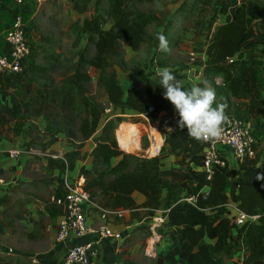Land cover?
I'll return each mask as SVG.
<instances>
[{
  "label": "trees",
  "instance_id": "trees-1",
  "mask_svg": "<svg viewBox=\"0 0 264 264\" xmlns=\"http://www.w3.org/2000/svg\"><path fill=\"white\" fill-rule=\"evenodd\" d=\"M152 1L97 0L89 14L70 27L81 44L80 53L69 81L56 90L67 99L68 124L63 132L73 143L89 139L94 143L88 154L91 176L84 177V189L109 211L145 207L151 209V217L156 210L165 211L163 224L168 227L172 242L156 253L153 264H222L220 255L234 235L247 243L240 264H264V180L256 178L258 173H264V160L258 153L254 130L255 158L235 161L234 167L227 163L224 168H216L209 179L202 167L205 144L181 128L167 134L163 148L173 157L169 176L185 193L173 200L164 193L160 155L126 153L115 134L117 125L127 119L125 116L151 121L168 102L158 81L136 76L128 90H124L119 77L122 46L133 53L144 45L154 46L152 68L168 67L164 58L167 54L159 49L157 35L148 30L155 19L140 8ZM263 14L264 6L255 0H181L160 33L173 47L179 46L181 35L203 41L202 62L196 68L202 83H211L222 102L227 103L228 115L232 112L233 116L251 119L255 124L264 116V21L260 20ZM177 21L180 34L172 38L171 35H177ZM89 46L94 51L90 57ZM54 54L67 66L71 64L72 59ZM228 59L232 62L228 63ZM184 69L173 68L177 79L185 77ZM92 81L102 91L107 107H101L90 96L85 104L82 102L81 87ZM137 83L144 85V95L136 88ZM150 106L154 110L149 113ZM142 139L146 147L147 140ZM128 146L135 147L131 139ZM135 193L143 197L141 204L133 198ZM230 206L256 218L235 226ZM149 236L147 232L144 239Z\"/></svg>",
  "mask_w": 264,
  "mask_h": 264
},
{
  "label": "crops",
  "instance_id": "crops-1",
  "mask_svg": "<svg viewBox=\"0 0 264 264\" xmlns=\"http://www.w3.org/2000/svg\"><path fill=\"white\" fill-rule=\"evenodd\" d=\"M41 1L47 0H21V3L0 0V54L10 51L5 36L16 14L23 19L30 48V56L20 74H0V246L3 251L13 250V254L0 255V264H62L66 247L70 244L61 245L54 241L61 211L53 200L55 192L61 188H58L56 179L59 164L49 159L50 151L62 153L68 159L72 176H91L90 166H86V162L94 143L91 139L73 143L63 132L67 120L61 115L67 109V99L56 90L58 81L50 78L49 74L71 64L69 71L73 73L79 54L69 66H62L63 59H58L54 53L68 57L62 46L67 40V33L73 35L71 24L74 26L86 17L97 0H67L72 22H62L55 10H51L46 19L38 18ZM58 3L62 8L66 6L64 0H58ZM164 22L159 24L156 35L163 30ZM77 45L81 48L75 38L72 47L76 48ZM197 76L201 80V74ZM185 77L184 85L190 88L187 80L191 81V78ZM138 91L141 95L145 93V90ZM262 92L264 95V85ZM217 102H222L220 96H217ZM167 114H178L169 101L151 122ZM253 130L258 139V153L263 159L264 116L258 124L253 123ZM11 152L18 155L10 157ZM220 152L228 165L234 167L236 163L230 152L224 148ZM160 158L161 173L167 176L169 168L173 166V157L166 154L162 147ZM48 174L51 178H48ZM165 195L175 199L173 195ZM133 198L137 204L143 202V197L138 193L133 194ZM150 211V208L136 207L123 210L122 219L109 214L103 221L98 211L87 208V225L92 231L104 223L122 236L120 241L106 240L98 247L95 264H153L156 253L164 250L172 241L166 225H158L152 231ZM147 232L150 236L152 232L156 236L153 246L148 248L146 241L150 236L144 239ZM246 250V241L243 238L237 240L234 235L220 255L222 264H228L230 260L236 262L237 259L240 264Z\"/></svg>",
  "mask_w": 264,
  "mask_h": 264
},
{
  "label": "built area",
  "instance_id": "built-area-1",
  "mask_svg": "<svg viewBox=\"0 0 264 264\" xmlns=\"http://www.w3.org/2000/svg\"><path fill=\"white\" fill-rule=\"evenodd\" d=\"M16 1L21 3V0ZM5 40L10 51L8 54H0V73L6 75L20 74L30 56L25 25L20 14L14 16L10 28L6 32ZM227 62L231 63L232 59H228ZM153 110L151 106L148 108L149 113L153 112ZM228 116L229 120L224 125L223 135L220 140L198 141L205 144L202 152V167L207 174V179L211 177L216 168H224L227 164L220 149H227L234 161L242 160L245 157L255 158L257 154L252 120L241 116ZM178 118V114L164 115L160 119L159 125L153 128L148 125L154 131L150 132V136L146 135V140L149 144V149L146 151L148 156L160 155L165 136L179 129ZM145 120L149 122L147 118ZM157 138L161 141L159 144ZM17 155V152L10 153V157H16ZM60 162L63 172V194L53 200L61 211L54 241L61 245H66L67 242L70 244L66 247L62 264H95L98 258V247L106 240L120 241L122 236L119 231L113 230L104 223L95 231H92L87 225L86 209L91 208L98 211L99 218L103 221L109 214L122 219V211L103 209L95 201L92 194L84 189V177L82 175L72 176L67 158L60 156ZM187 200L191 201L192 199L188 198ZM230 211V218L235 226H241L246 221L256 218L245 215L235 206H230ZM154 213V216L150 218L152 231L156 226L163 225L165 221V211L156 210ZM154 234L152 232L147 239L146 248L153 246L156 239ZM3 253L13 254V250L7 249L3 251L0 246V255Z\"/></svg>",
  "mask_w": 264,
  "mask_h": 264
},
{
  "label": "rangeland",
  "instance_id": "rangeland-1",
  "mask_svg": "<svg viewBox=\"0 0 264 264\" xmlns=\"http://www.w3.org/2000/svg\"><path fill=\"white\" fill-rule=\"evenodd\" d=\"M75 1L80 2L83 0H75ZM237 1L240 2L244 0H237ZM255 1L264 6L263 1L261 0H255ZM64 2L66 6L62 8L63 6H61V4L59 5L58 0L41 1V4L39 5L38 10H37V15L39 16L38 18L45 17L44 19H46L47 16L51 14V10L52 11L55 10L58 13V15L62 18L61 19L62 22L70 21L71 18L73 17L68 14V10H67L68 1L64 0ZM180 2L181 0H154L150 3H146L140 6V8L143 11L149 12L151 16L155 19V22L149 26V32L151 34L156 36L157 31H159V27H158L159 24H162V22L174 16L175 10L177 9V6L179 5ZM50 6H52L51 9H50ZM260 20L264 21V14L261 16ZM175 26L177 28V32H176L177 35H171L172 38H175L176 36H179L180 34V30H181L180 22L177 21L175 23ZM173 31L175 30H171V32ZM180 37H182V40L179 46L173 47L169 45L170 51L166 52L167 55L164 57L167 60V63H168L167 65L168 67L172 69L173 68L188 69V70L184 69L182 72L184 76L191 78V81L187 80V82H189L190 87L193 84L203 86L202 80H199L197 76L198 72L196 68H197V65L200 62H202L201 59H202V55L204 51V42L197 40L194 37H188L184 35H181ZM74 40H75L74 36L68 32L67 40L65 39L66 42H63L64 45L62 44L63 45L62 48L66 50V54L68 55L69 58L66 57L65 55L64 56L68 58L69 60L76 59L77 55L80 53L79 45H77L76 48L72 47ZM154 49H155L154 46L144 45L138 50V52L133 53L130 50H128L126 47L124 46L121 47L123 63H121L119 66V69H120L119 77H120V81H121V84L124 90H128V88L130 87V84H132L136 76H144L150 80L158 81V78L156 77V70L158 68H152V66L154 67L155 64L151 62V57H152ZM93 52H94L93 47L89 46L87 56L88 57L92 56ZM65 65H68V64L63 63L62 66H65ZM66 68L62 70H58L57 72H51L49 74L50 78L58 81V84H59L58 86L68 81V75L70 74L69 70L72 69V64L70 67H66ZM183 79L182 81H184ZM219 82L220 80H216V83H219ZM184 84H185V81H184ZM136 88L140 90L141 92L145 90L144 85L141 83H137ZM80 95H81V100L84 104H85L86 98L90 96L94 98L96 101H98L101 107L105 108L108 106L105 102V97L102 91L96 88L94 81L88 84H84L81 87ZM217 96L219 95L217 94ZM105 112H109V110H106ZM229 115L233 116L235 114L230 112ZM61 116H63V118L67 120V124H68V116L66 114V111L64 113L62 112ZM125 117L127 119L117 125L115 134L118 136V138H120L122 143L124 142L125 144H128L129 139H131L133 141L134 146H137L139 144V149L132 151V152L128 151L126 153L133 154V155H147L148 156L146 151L149 149V144L147 141L148 145L145 147L144 143L146 141H143L142 138L144 137L146 139V135L150 136V132L151 131L154 132L152 128L160 124V119L162 117H160L159 120L158 119L155 120V122L153 123L150 120L149 122H147L145 120L146 117H142L144 121L140 118H133L128 115ZM148 125L151 126L152 128L150 129ZM127 126H129L130 129H127ZM126 132H128V134H126ZM116 135H115V138H116ZM73 147H78V145H73ZM60 156L63 157L64 155L62 153H58V152L55 153L51 151L48 153L49 159L50 160L52 159L53 161L57 162V164L60 165V168H59V165H57L59 173L56 179H58L57 181L58 188L60 186L61 190L55 192L54 199L61 197L63 194V191H62L63 172H62V166L60 162ZM263 160H264V155H263ZM87 165L90 166L89 161L86 162V166ZM48 178H51L49 174H48ZM162 178H163V188L166 194L173 195V198H181L185 196L184 195L185 193L176 186L175 182L170 178L169 175L165 176V174H163ZM149 250H151V248H149ZM233 261L234 260H230L228 264H232ZM237 262H238V259L236 260V263Z\"/></svg>",
  "mask_w": 264,
  "mask_h": 264
},
{
  "label": "clouds",
  "instance_id": "clouds-1",
  "mask_svg": "<svg viewBox=\"0 0 264 264\" xmlns=\"http://www.w3.org/2000/svg\"><path fill=\"white\" fill-rule=\"evenodd\" d=\"M159 49L169 52L167 38L158 34ZM159 86L164 90L163 98L168 100L178 113V127L186 129L190 137L197 141L220 140L224 125L228 122L227 103L217 102L215 88L208 81L203 86L193 84L186 88L184 81L170 67L156 70ZM258 180H264V173H258Z\"/></svg>",
  "mask_w": 264,
  "mask_h": 264
},
{
  "label": "bare ground",
  "instance_id": "bare-ground-1",
  "mask_svg": "<svg viewBox=\"0 0 264 264\" xmlns=\"http://www.w3.org/2000/svg\"><path fill=\"white\" fill-rule=\"evenodd\" d=\"M120 129H121V128H120ZM157 142H158V144H159V142H161L159 138H157ZM123 144H124L125 149H126L127 152H128V151H129V152H132V151H135V150L139 149V144H138L137 146H135V147H133V146H128V144H125L124 142H123Z\"/></svg>",
  "mask_w": 264,
  "mask_h": 264
}]
</instances>
